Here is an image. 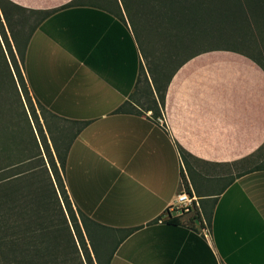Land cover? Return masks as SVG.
Returning <instances> with one entry per match:
<instances>
[{
    "label": "crops",
    "instance_id": "obj_1",
    "mask_svg": "<svg viewBox=\"0 0 264 264\" xmlns=\"http://www.w3.org/2000/svg\"><path fill=\"white\" fill-rule=\"evenodd\" d=\"M10 1L51 10L24 73L33 100L76 131L65 182L97 222L89 227L113 234L108 264H264V169L235 166L264 145V69L230 50L198 54L174 73L155 117L142 30L122 0ZM184 189L197 199L193 220L167 213Z\"/></svg>",
    "mask_w": 264,
    "mask_h": 264
},
{
    "label": "trees",
    "instance_id": "obj_2",
    "mask_svg": "<svg viewBox=\"0 0 264 264\" xmlns=\"http://www.w3.org/2000/svg\"><path fill=\"white\" fill-rule=\"evenodd\" d=\"M84 3L106 7L114 5V1L73 0L66 6ZM122 4L126 11L132 13L131 20L136 22V29L141 27L142 30L143 53L149 63L159 98V103L155 101L156 106L153 108L155 117L162 116L167 86L174 73L198 54L211 50H230L246 55L264 69V63L253 54L255 47L250 44L252 39L247 37L254 29L264 37V0H122ZM115 5L120 9L117 0ZM11 9L14 12H29L37 17L28 24V19L16 18ZM248 11L251 13L248 14ZM50 12L31 10L10 0H0V108L6 107L8 110L0 109V155L4 158L0 160L3 161L0 163V173L11 166L30 161L35 150H40V143L28 115L24 112L23 122L22 114H18L22 125L16 126L17 121L13 119L10 110L21 106L24 111V101L34 108L23 65L31 35ZM143 20L147 21L146 24ZM213 20H219L223 25H211ZM15 25H19L18 30L14 29ZM236 26L239 27V35L235 33ZM144 28L151 32L152 39L144 37ZM163 79L165 82L162 84ZM126 109L127 104L124 103L117 111L125 112ZM17 128H29L28 137H19L20 130ZM75 135L76 131L69 138L63 156L58 151V161L53 156L48 161L50 168L41 185L42 173L35 172L33 167L26 166L10 174H0V264H70L67 263L70 252L68 248L75 237L83 250L85 262L81 260V263L95 264L77 212L82 219L95 224L97 222L75 209L65 182L67 153ZM10 141L20 153L15 163L6 160ZM47 148L52 155L49 145ZM263 149L264 145L252 157ZM178 150L185 163L188 157H192L181 146ZM260 169H264V160L239 172V175ZM25 174H28L26 178ZM19 176L22 177L15 180L14 185V179ZM12 185L15 190H6ZM26 187L28 190H23ZM176 219L171 217L167 221L175 222ZM76 247L79 251L77 244ZM61 252L67 256L65 262L61 260ZM104 264H108V259Z\"/></svg>",
    "mask_w": 264,
    "mask_h": 264
},
{
    "label": "rangeland",
    "instance_id": "obj_3",
    "mask_svg": "<svg viewBox=\"0 0 264 264\" xmlns=\"http://www.w3.org/2000/svg\"><path fill=\"white\" fill-rule=\"evenodd\" d=\"M12 12L14 13L16 18L23 17L25 19H28L29 20V22H27L28 24H30L32 21H34V19L37 17L34 14H31L29 12H24L21 10L15 11V12L12 10ZM250 13L251 12L248 11V14H250ZM218 21L219 20H213L210 24L214 25V26L223 25V23H219ZM143 22H144V24H146L147 21L143 20ZM13 27L15 30H18L19 25H15ZM238 32H239V27L236 26V32L235 33L237 35H239ZM8 33L10 34L9 30H8ZM144 37L148 38L149 40L152 39L151 32L149 30H145V28H144ZM247 37L249 39H252L251 40L252 42L250 44H253L255 47L253 54L256 55L257 59H259L260 61H262V63H264V37H261L258 34V32L255 31V29H254L253 33H252V31H250L249 35ZM155 39H156V37L153 38L154 43H155ZM159 44H160V42H159ZM21 46H22V44H21ZM200 46L203 47V45H200ZM206 46H208V45H206ZM146 62L149 65L147 60H146ZM23 67H24V65H23ZM164 82H165V79L162 80V84ZM24 103H25L26 111H25V109L23 111V107L20 106V107H17V108L10 110V113H13L12 114V116L14 115L13 119L15 118V121H17L16 126L18 124H21V122H20L21 118L19 119L18 114H22L23 122H25V116L23 115L24 112L28 115V117L30 118L31 124L34 128L35 134H36L38 141L40 143V150L39 149L35 150V154H33V156H31L33 158L30 161H28L26 163L11 166L0 174H6V173L10 174L12 172L24 169V167H26V166L33 167L35 172L42 173V176H40V181H41L40 185H41L42 181L44 180V178L46 176L47 169L50 168L48 161L52 158V156L54 157V159L56 161H58V156H57L58 151L60 152V154L62 156L64 155L66 144H67L69 138L71 137V135L75 131L73 129L74 127H72L69 122L61 120L58 117L50 114L46 109L42 108L35 100L33 101L34 108H31L30 104L28 102L26 103L24 101ZM0 109L8 111L6 107H4L3 109L0 108ZM25 127H27V126H25ZM20 128L23 129V126H20ZM20 128H17L18 131L20 130ZM28 129L29 128H27V129L25 128L24 130H20L19 137L22 136L24 138H27L29 135ZM7 130H9V129H7ZM1 138H2V135L0 134V143H1ZM48 145L51 146L52 150L53 149L55 150V152H52V155H50V153L48 152V148H47ZM0 148H1V146H0ZM14 148L15 147H14L13 143L10 141L9 151H8V159H6L7 162L15 163L16 161H18V159L20 157V153H18V151H16ZM0 160H4L3 156H1V155H0ZM261 160H264V149L257 156L249 159L248 161L239 162L235 166H237L236 169H238V171L241 172L243 170H246L248 168L253 167L257 163H259ZM1 162H3V161H0V163ZM43 163H45L46 165ZM193 164H197V163L193 162ZM66 166H67V163H66ZM184 171L187 174V170L185 168H184ZM26 175H28V174H25V178H26ZM21 177L22 176L16 177L14 179V181L12 179V181L14 182V185H15L17 179L21 178ZM23 177H24V175H23ZM183 177H184V175H183ZM183 181H184V183L182 185H184L186 188L187 183H186L185 179H183ZM14 185H12L11 188L6 189V190H15ZM217 186H219V185H217ZM23 190H28V189L26 187V188H23ZM178 212L179 211H178L176 205H171L170 208H168V210H167V213L170 216L171 215L173 216V214H176ZM197 212H199V211H198L197 206L195 205L188 212L185 211L186 215H183V218H185L186 220H188V219L193 220V219L198 217ZM77 216H78V220H79V223L81 225L82 231L84 233L85 239L87 241V244L89 245V250H90V252L93 256V259L95 261V264H100V262H99L100 260H103V262L101 261L102 262L101 264H104L105 261L107 260L108 256L111 254V252L113 251V249L115 247V242H114L113 238L111 237V236H113V234L110 232L104 231V229L101 230L95 226H92L90 228L88 226L89 222L85 219H82V217H80L78 212H77ZM72 230H73V228H72ZM76 244L78 245L79 251H77ZM59 250L61 251V248ZM68 250L70 252H68L67 263L82 264L81 260H82V262H85L84 256L82 253L83 250H82L79 242L77 241L76 237H75V239L72 238V241H70ZM79 253H80V255H79ZM60 256H61V260H63V262H65V257H67V256H65V254L62 252H61Z\"/></svg>",
    "mask_w": 264,
    "mask_h": 264
},
{
    "label": "built area",
    "instance_id": "obj_4",
    "mask_svg": "<svg viewBox=\"0 0 264 264\" xmlns=\"http://www.w3.org/2000/svg\"><path fill=\"white\" fill-rule=\"evenodd\" d=\"M196 201H197L196 197L191 195L184 189L178 193L177 199L172 205H176L178 211L185 212V211H189L195 205H198Z\"/></svg>",
    "mask_w": 264,
    "mask_h": 264
}]
</instances>
